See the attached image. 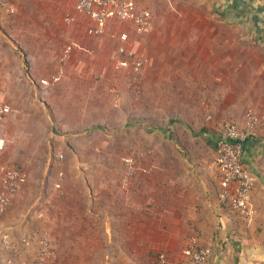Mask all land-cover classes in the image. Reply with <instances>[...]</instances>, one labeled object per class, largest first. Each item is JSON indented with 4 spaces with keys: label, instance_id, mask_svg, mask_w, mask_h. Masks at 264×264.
<instances>
[{
    "label": "crops",
    "instance_id": "crops-1",
    "mask_svg": "<svg viewBox=\"0 0 264 264\" xmlns=\"http://www.w3.org/2000/svg\"><path fill=\"white\" fill-rule=\"evenodd\" d=\"M136 1L143 7L142 0ZM154 16L158 28L164 15ZM91 24L77 10L76 0H0V68L4 99L11 105L1 123L6 146L0 153V168L19 165L27 175L12 210L20 212L34 198L33 212L40 219L36 226L47 230L55 244L61 243V230L66 229L64 242L71 264H139L142 257L150 264L153 260L161 264L154 257L156 251L177 258L193 235L200 243L211 245L216 213L222 214V224L228 217L219 205L217 186L216 201L208 203L203 186L206 179L188 174L183 154H165L164 150L163 163L149 161L144 166L146 173H134L125 184L107 170L111 157L89 155L85 150L94 147L93 143L76 138L91 130L100 138L108 128L106 91L113 84L121 87L115 71L119 33L129 32L127 45L131 48L140 34L130 24L110 21L104 34L92 35L88 32ZM67 45L73 50L64 59ZM260 75L261 93L249 101L258 106L260 119L245 142L243 162L256 176V216L251 226L264 228V72ZM163 79L149 76L146 80L154 84L153 80ZM188 81L199 83L195 78ZM228 89H218L217 98L212 97L214 109L206 115L201 113L206 111L201 101H194L193 108L190 103L186 106L191 109V122L198 126L196 134L206 144H215L214 149L220 123L236 118L245 122L243 110L235 112L231 98L224 97ZM169 107L163 106V115ZM155 108L150 101L147 115H154ZM122 121L120 118L119 126ZM137 144L140 141L135 145L139 148ZM70 161L78 170L71 169ZM83 165H91L89 171L84 172ZM59 171L64 172L63 189L54 186ZM26 224L23 221L18 227ZM34 249L35 245L26 248L24 255L29 252L31 258ZM63 253L60 250L50 262L59 264Z\"/></svg>",
    "mask_w": 264,
    "mask_h": 264
},
{
    "label": "rangeland",
    "instance_id": "rangeland-1",
    "mask_svg": "<svg viewBox=\"0 0 264 264\" xmlns=\"http://www.w3.org/2000/svg\"><path fill=\"white\" fill-rule=\"evenodd\" d=\"M142 1L143 7H150L156 15H164L159 20L158 28H155L154 16L152 30L137 34L139 41L133 49L144 56V67L135 72L116 64L115 71L119 74L121 87L113 84L106 91L108 128L103 129L105 132L99 135L100 138L94 135V130L76 133L75 136L78 140L93 143L94 147L90 146L85 150L89 155L111 157L113 160L107 165V170L122 179L126 173L129 176L139 171L146 173L144 166L149 161L163 163L164 150L165 154L175 156L180 152L186 158L188 174H197L206 179L203 184L207 189L205 199L208 203L214 202L217 186V174L213 166L215 144H206L196 134L198 132L194 129L198 126L191 122V109L186 106L190 103L193 108L194 101H201L202 108L206 111H200L206 115L214 109L211 107L212 97L217 98L218 89L226 91L228 87L229 93L224 97L231 98L229 101L234 103L235 112L243 110L246 114L250 108L259 111L258 106L249 101L261 93L258 83L262 76L260 72H264V0ZM179 13H188L189 16ZM149 76L164 79L153 80L154 84L150 85L146 80ZM193 78L199 83H188ZM150 86L154 90L148 88ZM150 101L155 103L154 115H147ZM164 105L170 107L163 115ZM4 118L0 120V131ZM120 118L123 121L119 126ZM235 121L242 124L237 118L229 119L220 123L219 129ZM149 139L154 142L151 143ZM136 141H140V145L137 144L139 148L135 146ZM130 160H133V164L126 162ZM70 165L72 170L76 168L72 162ZM82 167L86 172L91 165ZM34 201V198L28 200L20 212L13 211L11 205L7 212L0 213V264H9V260H12L11 264H33L38 244L31 235H49L47 230L36 226L40 219L33 212ZM219 205L228 218L225 220L226 224H222V214L216 213L217 226L211 243L213 254L206 263L264 264V258L259 256L264 255V228L247 225L220 201ZM23 221L28 226L19 228L18 225ZM46 221L43 220L45 224ZM49 226L47 224L46 228L50 229ZM61 231L60 236L63 238L61 243L55 244V255L60 250L64 251L62 260L58 263L71 264L72 260L67 259L68 245L64 242L66 229ZM6 233L21 247L20 256L16 255L12 259V253L2 244V236ZM23 235L30 240L28 245H22ZM33 245L36 246V251L34 249L31 258L29 252L24 255L26 248H32ZM257 253L259 258H256ZM158 254L156 251L155 259ZM250 254L255 255V258H250ZM52 258L48 264H52ZM139 264L150 262L142 257ZM151 264H154V260Z\"/></svg>",
    "mask_w": 264,
    "mask_h": 264
},
{
    "label": "built area",
    "instance_id": "built-area-1",
    "mask_svg": "<svg viewBox=\"0 0 264 264\" xmlns=\"http://www.w3.org/2000/svg\"><path fill=\"white\" fill-rule=\"evenodd\" d=\"M76 8L92 22L88 28L89 34L102 35L106 32L110 21H118L133 26L137 33L145 34L152 30L154 13L148 7H139L136 0H76ZM120 44L117 47L118 67L139 72L144 67V56L129 47L128 31L119 33ZM73 50L72 45L64 49L63 58H67ZM11 112V105L4 99L3 72L0 68V120ZM260 119L259 111L250 108L246 111L245 122H229L220 129L216 144L214 168L217 174V196L219 201L239 216L247 225L254 223L256 208L253 203V191L256 176L244 165L243 153L245 142L252 129ZM6 139L0 135V153L5 149ZM63 158V153L58 154ZM128 160V159H127ZM133 164V160L126 161ZM130 169L133 171L132 166ZM131 173V171H130ZM131 176V175H130ZM130 176L126 173L122 179L128 184ZM64 172L59 171L55 188L62 189ZM27 182L26 172L17 165L1 166L0 171V213L9 210L16 196L23 190ZM2 244L12 253V259L21 255V247L15 243L10 234L2 236ZM22 245H28L30 240L23 235ZM37 253L33 264H48L49 259L56 254L55 243L45 233L37 236ZM212 246L199 242L197 235L191 236L181 251V256L170 258L167 252H159L158 261L161 264H205L210 258ZM12 260H9L11 264Z\"/></svg>",
    "mask_w": 264,
    "mask_h": 264
},
{
    "label": "trees",
    "instance_id": "trees-1",
    "mask_svg": "<svg viewBox=\"0 0 264 264\" xmlns=\"http://www.w3.org/2000/svg\"><path fill=\"white\" fill-rule=\"evenodd\" d=\"M212 254H213V251L211 252L210 257L212 256Z\"/></svg>",
    "mask_w": 264,
    "mask_h": 264
}]
</instances>
